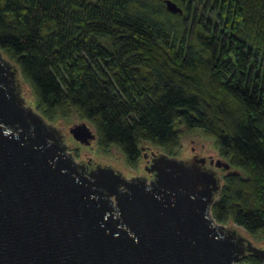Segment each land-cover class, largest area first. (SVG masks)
<instances>
[{"label":"trees","instance_id":"obj_1","mask_svg":"<svg viewBox=\"0 0 264 264\" xmlns=\"http://www.w3.org/2000/svg\"><path fill=\"white\" fill-rule=\"evenodd\" d=\"M174 1L0 0V48L40 112H77L131 164L182 127L213 136L231 164L213 216L264 237V0Z\"/></svg>","mask_w":264,"mask_h":264},{"label":"water","instance_id":"obj_2","mask_svg":"<svg viewBox=\"0 0 264 264\" xmlns=\"http://www.w3.org/2000/svg\"><path fill=\"white\" fill-rule=\"evenodd\" d=\"M26 82L0 48V264H244L248 253L264 264L263 244L212 214L228 160L157 147L128 175L77 158L68 133L89 145L94 126L82 119L67 133L28 101Z\"/></svg>","mask_w":264,"mask_h":264},{"label":"rangeland","instance_id":"obj_3","mask_svg":"<svg viewBox=\"0 0 264 264\" xmlns=\"http://www.w3.org/2000/svg\"><path fill=\"white\" fill-rule=\"evenodd\" d=\"M25 92L28 101L37 108V101L35 95L28 83L25 88ZM82 119L83 118H81V116L77 112H72L67 116H57L55 119L49 120H52L59 124L67 132V127L69 125L74 122L81 121ZM86 121L89 122L88 120ZM66 140L77 158L90 155L96 159L114 162L118 166L123 168L128 175L130 173H138L141 171H145L143 168V164L145 162V158L143 157V155H141L136 164H131L127 160L125 154L117 146L111 145L108 148H103L98 143L97 139L93 140L92 143L89 145H84L78 140L74 139L70 133H68ZM141 146L142 153H150L151 150H156L157 147L160 150H164L162 147L157 146L149 141H143ZM192 147H194V149L200 152L201 154L212 155L213 157H221L226 159L224 156L221 155L219 147L217 146L215 138L213 136L205 134L204 131L200 129L189 130L185 127H182L179 138V145L178 147H176L173 154H176L178 156H187L191 153ZM220 172L222 175L225 174V171L223 169H220ZM245 231L246 230H244V232ZM249 237L252 238L253 241L264 245V237H262V234H250Z\"/></svg>","mask_w":264,"mask_h":264},{"label":"flooded vegetation","instance_id":"obj_4","mask_svg":"<svg viewBox=\"0 0 264 264\" xmlns=\"http://www.w3.org/2000/svg\"><path fill=\"white\" fill-rule=\"evenodd\" d=\"M194 151H196L195 149H194V147H192V151H191V153L192 152H194ZM196 152H198V151H196ZM200 153V152H199ZM207 157H208V155H206ZM221 169H223V168H221ZM224 170V169H223Z\"/></svg>","mask_w":264,"mask_h":264}]
</instances>
